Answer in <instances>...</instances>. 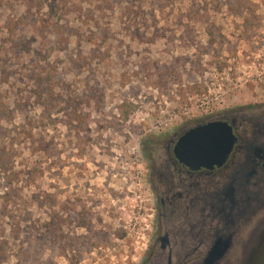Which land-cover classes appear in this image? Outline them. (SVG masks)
Returning a JSON list of instances; mask_svg holds the SVG:
<instances>
[{
    "label": "rangeland",
    "instance_id": "374dc122",
    "mask_svg": "<svg viewBox=\"0 0 264 264\" xmlns=\"http://www.w3.org/2000/svg\"><path fill=\"white\" fill-rule=\"evenodd\" d=\"M49 1L0 0V264H140L143 147L264 105V0Z\"/></svg>",
    "mask_w": 264,
    "mask_h": 264
},
{
    "label": "flooded vegetation",
    "instance_id": "af4514ba",
    "mask_svg": "<svg viewBox=\"0 0 264 264\" xmlns=\"http://www.w3.org/2000/svg\"><path fill=\"white\" fill-rule=\"evenodd\" d=\"M251 109L221 113L145 144L155 217L140 264H253L263 254L264 105ZM213 121L233 127L234 149L222 166L194 170L175 148L189 130Z\"/></svg>",
    "mask_w": 264,
    "mask_h": 264
},
{
    "label": "water",
    "instance_id": "95a60500",
    "mask_svg": "<svg viewBox=\"0 0 264 264\" xmlns=\"http://www.w3.org/2000/svg\"><path fill=\"white\" fill-rule=\"evenodd\" d=\"M237 137L225 121L200 124L179 140L175 153L178 159L194 170L222 166L232 153ZM215 255L211 256L213 260ZM253 264H264V253Z\"/></svg>",
    "mask_w": 264,
    "mask_h": 264
},
{
    "label": "trees",
    "instance_id": "16d2710c",
    "mask_svg": "<svg viewBox=\"0 0 264 264\" xmlns=\"http://www.w3.org/2000/svg\"><path fill=\"white\" fill-rule=\"evenodd\" d=\"M101 1H105V0H101ZM48 2H50L49 0H41V2H40V7H41V9H43V7H44V3H48ZM56 3L57 2V0H52V2L50 3V6H51V9L53 10V11H55V4L53 5L52 3ZM26 3H27V1H26ZM39 142H41V146H42V140L40 139L39 140Z\"/></svg>",
    "mask_w": 264,
    "mask_h": 264
}]
</instances>
